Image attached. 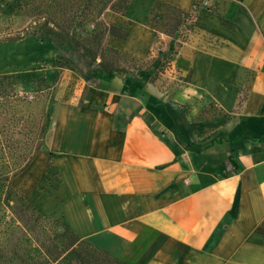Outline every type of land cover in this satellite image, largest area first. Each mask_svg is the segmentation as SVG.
Listing matches in <instances>:
<instances>
[{"label": "crops", "instance_id": "crops-1", "mask_svg": "<svg viewBox=\"0 0 264 264\" xmlns=\"http://www.w3.org/2000/svg\"><path fill=\"white\" fill-rule=\"evenodd\" d=\"M160 2L217 10L190 31L182 54L193 89L230 110L240 92L229 82L250 74L231 125L244 136L194 151L170 138L172 149L141 114L117 109L122 95L89 83L55 107L46 150L24 172L29 200L130 264H264V0H132L128 14L146 21ZM50 164L56 183L38 191L32 178Z\"/></svg>", "mask_w": 264, "mask_h": 264}, {"label": "rangeland", "instance_id": "rangeland-1", "mask_svg": "<svg viewBox=\"0 0 264 264\" xmlns=\"http://www.w3.org/2000/svg\"><path fill=\"white\" fill-rule=\"evenodd\" d=\"M3 7L4 5L0 4V10ZM194 9L195 29L203 23L206 12L217 11L208 4L196 5ZM128 16L129 18L125 19L114 17L111 13L106 16L108 22L117 25L124 20L127 26L134 30L132 42L111 38L109 44L135 58L138 63L136 66L145 73L138 78L119 76L112 83L97 84L109 92L122 95L117 109L131 117L141 114L162 138H171L177 147L183 146L191 151L207 149L213 141L226 142L229 138L244 136L239 134L241 129H232L231 125L244 111L250 74L242 71L229 82L240 92L236 108L230 110L212 96L201 94L202 90L193 89L194 67L189 63L187 56L182 54L183 44L177 49L175 60L160 75V80L152 83L149 78L152 72L151 63L159 56L161 49H168L171 39L161 35V43H158L146 21L136 20L132 13ZM31 22L32 18L23 12L13 15L9 11H0V41L22 33L29 28ZM60 59L69 61L73 70L59 69ZM92 71L93 68L85 63L80 53L60 40L36 37L15 44H0V78L6 75L32 74L30 80L23 78L17 81L15 98L0 96L1 172L19 167L23 162L25 148L32 137L29 133L45 123L47 111L51 106L56 107L66 99H75L83 92L84 85H87L88 90L92 87ZM38 81H46L52 89L38 92ZM88 90L84 91V105H87L89 98ZM46 143L41 152L46 150ZM32 179V186L38 191H46L54 186L56 182L52 165H48L43 176L34 175ZM28 181L22 173L12 185L36 207L35 214L44 217L39 206L29 200ZM6 210V206L0 205V264L18 252L19 248L16 245V236L7 230L12 216L5 215ZM43 226L48 230L52 224L44 222ZM43 226L39 225V228ZM26 239L21 244L24 250L29 247Z\"/></svg>", "mask_w": 264, "mask_h": 264}, {"label": "trees", "instance_id": "trees-1", "mask_svg": "<svg viewBox=\"0 0 264 264\" xmlns=\"http://www.w3.org/2000/svg\"><path fill=\"white\" fill-rule=\"evenodd\" d=\"M131 3L132 0H0V4L4 5L1 12L9 11L13 15L23 12L32 18L28 29L15 37L0 41V44H15L36 37L60 40L80 53L85 63L93 68V84H109L119 76L138 78L145 72L136 66V59L109 44L111 38L127 41L130 33L106 19L109 13L122 16L128 14ZM195 11L194 9V12L188 13L178 6L160 2L146 19L147 25L157 36L158 43H161V35L171 39L168 49H161L159 56L151 63L149 78L152 83L160 80L162 72L175 60L177 49L188 42L190 31L195 26ZM58 68L73 70L71 63L63 59L58 61ZM31 76L32 74L2 76L0 96L15 98L17 81L23 78L30 80ZM37 83L38 92L52 89L46 81ZM54 111L55 106H51L45 123L29 133L32 137L28 140L23 162L19 167L0 171V205L7 207L5 215L12 216L7 230L16 236V245L19 247L18 252L2 264H130L82 239L59 220L46 215L37 216L36 207L12 185L43 150L52 128ZM166 142L173 149L171 141L166 138ZM223 142L213 141L209 147L222 145ZM44 222L51 223L52 227L46 230ZM39 225L43 227L40 229ZM1 234L0 232V236ZM25 238L29 244L28 250H24L21 245Z\"/></svg>", "mask_w": 264, "mask_h": 264}]
</instances>
